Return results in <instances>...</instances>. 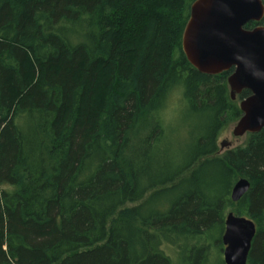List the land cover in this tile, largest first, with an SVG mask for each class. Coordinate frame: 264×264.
<instances>
[{"label": "trees", "instance_id": "trees-1", "mask_svg": "<svg viewBox=\"0 0 264 264\" xmlns=\"http://www.w3.org/2000/svg\"><path fill=\"white\" fill-rule=\"evenodd\" d=\"M196 1L0 0V264H212L229 210L264 264V129L220 155L243 114L183 52Z\"/></svg>", "mask_w": 264, "mask_h": 264}, {"label": "water", "instance_id": "water-1", "mask_svg": "<svg viewBox=\"0 0 264 264\" xmlns=\"http://www.w3.org/2000/svg\"><path fill=\"white\" fill-rule=\"evenodd\" d=\"M264 20L263 0H197L182 41L183 52L199 73L228 78L230 96L236 101L244 91L250 96L240 103L243 114L233 136L241 138L264 129ZM257 24L251 30L249 24ZM230 147L225 142L222 149ZM250 182L239 180L231 193L238 203L250 190ZM257 228L255 223L234 213L226 216L222 237L225 264H248Z\"/></svg>", "mask_w": 264, "mask_h": 264}, {"label": "rangeland", "instance_id": "rangeland-1", "mask_svg": "<svg viewBox=\"0 0 264 264\" xmlns=\"http://www.w3.org/2000/svg\"><path fill=\"white\" fill-rule=\"evenodd\" d=\"M236 101H238V104L240 105V101L238 98L236 99ZM184 112L185 111H184L183 101H179L178 106H177L176 110L174 111L172 122L169 125V127L173 131L174 137L187 140L188 139V133H189V125L191 123L185 118ZM237 123L238 122H235V123H232L231 125H229L228 128L220 136L219 141H218L220 155H223L227 151L237 149L238 147H243L247 143V140H248L247 135L244 137H241V138H235L233 136V131H234V128L237 125ZM225 142L229 143L230 147H225L224 149H222V144ZM149 195L146 197V199L149 197ZM139 204L140 203H137L135 205H128L127 207L131 208V207H134V206L139 205ZM229 213H233V212L231 210H229L226 213V215H228ZM218 246L219 245H217L216 242H214V244H212V247L210 250L212 252V254H211L212 255V261H211L212 264H217V262H219L220 260L224 261V248L225 247L223 245V250L221 252H219L220 249L218 248ZM168 253L172 258H174L175 260L177 259V255H176L175 251L168 250Z\"/></svg>", "mask_w": 264, "mask_h": 264}]
</instances>
